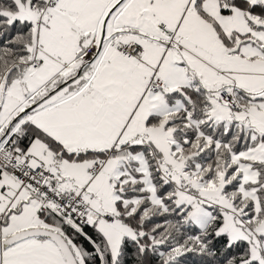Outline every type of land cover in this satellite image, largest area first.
Returning <instances> with one entry per match:
<instances>
[{
  "label": "snow or ice",
  "instance_id": "obj_1",
  "mask_svg": "<svg viewBox=\"0 0 264 264\" xmlns=\"http://www.w3.org/2000/svg\"><path fill=\"white\" fill-rule=\"evenodd\" d=\"M0 264H264V0H0Z\"/></svg>",
  "mask_w": 264,
  "mask_h": 264
}]
</instances>
